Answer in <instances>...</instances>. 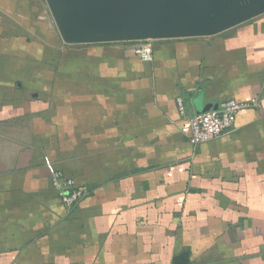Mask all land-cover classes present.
I'll return each mask as SVG.
<instances>
[{"label":"crops","instance_id":"obj_1","mask_svg":"<svg viewBox=\"0 0 264 264\" xmlns=\"http://www.w3.org/2000/svg\"><path fill=\"white\" fill-rule=\"evenodd\" d=\"M152 45H68L46 0H0V264H264V13ZM179 98L251 106L194 146Z\"/></svg>","mask_w":264,"mask_h":264},{"label":"water","instance_id":"obj_2","mask_svg":"<svg viewBox=\"0 0 264 264\" xmlns=\"http://www.w3.org/2000/svg\"><path fill=\"white\" fill-rule=\"evenodd\" d=\"M46 2L63 41L68 45L207 37L264 13V0H242L235 6L226 0ZM194 104H200L199 99ZM220 109V103H201L196 111L197 115H202Z\"/></svg>","mask_w":264,"mask_h":264},{"label":"built area","instance_id":"obj_3","mask_svg":"<svg viewBox=\"0 0 264 264\" xmlns=\"http://www.w3.org/2000/svg\"><path fill=\"white\" fill-rule=\"evenodd\" d=\"M131 45L136 54L140 56L143 61L150 62L153 60L152 40L131 42ZM177 101L180 114L187 117L184 101L182 98H179ZM250 106L251 105L246 103L229 101L222 104L219 111L187 117V123L190 127V143L194 146H198L231 134L234 131V123L237 114ZM47 166L52 174L53 186L68 210L77 207L90 195L91 190L89 187L77 186L74 180L66 178L63 173L55 170L52 162L49 160H47Z\"/></svg>","mask_w":264,"mask_h":264},{"label":"rangeland","instance_id":"obj_4","mask_svg":"<svg viewBox=\"0 0 264 264\" xmlns=\"http://www.w3.org/2000/svg\"><path fill=\"white\" fill-rule=\"evenodd\" d=\"M230 5H237L242 0H226Z\"/></svg>","mask_w":264,"mask_h":264},{"label":"trees","instance_id":"obj_5","mask_svg":"<svg viewBox=\"0 0 264 264\" xmlns=\"http://www.w3.org/2000/svg\"><path fill=\"white\" fill-rule=\"evenodd\" d=\"M107 44H112V43H107ZM114 44H117V43H114ZM118 44H121V43H118ZM122 44H131V42L130 43H122Z\"/></svg>","mask_w":264,"mask_h":264}]
</instances>
